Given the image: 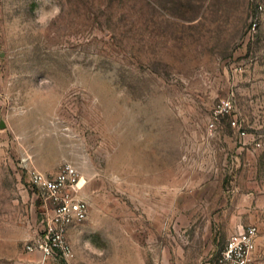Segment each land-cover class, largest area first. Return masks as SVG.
<instances>
[{
  "label": "rangeland",
  "instance_id": "obj_1",
  "mask_svg": "<svg viewBox=\"0 0 264 264\" xmlns=\"http://www.w3.org/2000/svg\"><path fill=\"white\" fill-rule=\"evenodd\" d=\"M65 163L89 217L67 235L73 261H44L27 246L51 206L29 171ZM163 198L184 264L249 225L264 262V0H0V264H81L83 234L123 250L110 221Z\"/></svg>",
  "mask_w": 264,
  "mask_h": 264
},
{
  "label": "built area",
  "instance_id": "obj_2",
  "mask_svg": "<svg viewBox=\"0 0 264 264\" xmlns=\"http://www.w3.org/2000/svg\"><path fill=\"white\" fill-rule=\"evenodd\" d=\"M229 103L223 105V109ZM30 182L51 206L43 220L42 235L34 244L28 245L29 252H40L44 261L60 257L66 262L73 261L75 254L67 241L71 227L85 222L90 207L80 198L81 175L77 167L63 164L52 176L37 169L29 171ZM258 228L249 225L230 235L222 251L215 257H208L203 264H264L255 256Z\"/></svg>",
  "mask_w": 264,
  "mask_h": 264
},
{
  "label": "crops",
  "instance_id": "obj_3",
  "mask_svg": "<svg viewBox=\"0 0 264 264\" xmlns=\"http://www.w3.org/2000/svg\"><path fill=\"white\" fill-rule=\"evenodd\" d=\"M177 207L180 208L179 205H177ZM178 208L173 207V212L175 213ZM150 210L151 214L147 220L143 219L140 215L133 217L132 226L129 222L122 223L117 220L110 221L112 225L111 229L115 232H118L119 228L125 231L126 243H122L124 246L123 250L119 251L115 247V245L119 244L116 241L106 244L105 240L100 238V236L99 238L98 236H93L94 243L91 245L85 234H83V236H81V240H83V249L80 252V256H78L80 263L104 264V260H106L105 252L98 247V244H101L103 241L104 245L113 247L114 253L118 254V252L121 253V251L125 253L124 260H119L116 264H184L180 243L176 242L175 238L170 237L172 236L170 235V227H173L176 231V226H178V224L177 221H171L170 218H168L166 222L165 199L163 198L158 205H153ZM154 211H156V214H154ZM122 225H125V227L121 228ZM195 225L196 223H194L193 227H195ZM80 226L81 225H76L75 227H71L67 234L68 237L71 238L76 234L79 235L80 229L78 228ZM93 233L97 235L96 231Z\"/></svg>",
  "mask_w": 264,
  "mask_h": 264
},
{
  "label": "clouds",
  "instance_id": "obj_4",
  "mask_svg": "<svg viewBox=\"0 0 264 264\" xmlns=\"http://www.w3.org/2000/svg\"><path fill=\"white\" fill-rule=\"evenodd\" d=\"M61 14V7L58 4H52L48 7H40L37 12L35 19L36 24L40 25L42 28H47L52 21L56 20Z\"/></svg>",
  "mask_w": 264,
  "mask_h": 264
}]
</instances>
